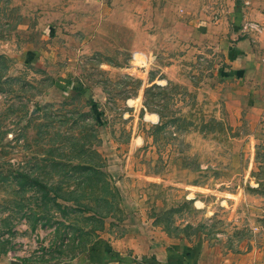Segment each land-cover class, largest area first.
<instances>
[{
	"label": "rangeland",
	"instance_id": "obj_1",
	"mask_svg": "<svg viewBox=\"0 0 264 264\" xmlns=\"http://www.w3.org/2000/svg\"><path fill=\"white\" fill-rule=\"evenodd\" d=\"M176 11L0 0V264H264V118Z\"/></svg>",
	"mask_w": 264,
	"mask_h": 264
},
{
	"label": "crops",
	"instance_id": "obj_2",
	"mask_svg": "<svg viewBox=\"0 0 264 264\" xmlns=\"http://www.w3.org/2000/svg\"><path fill=\"white\" fill-rule=\"evenodd\" d=\"M173 6L193 33L215 38L223 32L228 44L233 43L225 52L229 67L220 78L232 81L240 100L264 118V0H173ZM246 23L258 30L243 33Z\"/></svg>",
	"mask_w": 264,
	"mask_h": 264
},
{
	"label": "trees",
	"instance_id": "obj_3",
	"mask_svg": "<svg viewBox=\"0 0 264 264\" xmlns=\"http://www.w3.org/2000/svg\"><path fill=\"white\" fill-rule=\"evenodd\" d=\"M146 90V89H145ZM95 120L97 119L96 114L94 115ZM97 121V120H96ZM98 242V241H95ZM97 245V244H96ZM93 247L91 252H94L97 248ZM197 257V248H186L184 250H176L173 247H168L166 252V263L165 264H195Z\"/></svg>",
	"mask_w": 264,
	"mask_h": 264
},
{
	"label": "built area",
	"instance_id": "obj_4",
	"mask_svg": "<svg viewBox=\"0 0 264 264\" xmlns=\"http://www.w3.org/2000/svg\"><path fill=\"white\" fill-rule=\"evenodd\" d=\"M241 30L243 33H245L247 30H254V31H257L258 30V27L256 24H253V23H246L244 24L242 27H241Z\"/></svg>",
	"mask_w": 264,
	"mask_h": 264
},
{
	"label": "water",
	"instance_id": "obj_5",
	"mask_svg": "<svg viewBox=\"0 0 264 264\" xmlns=\"http://www.w3.org/2000/svg\"><path fill=\"white\" fill-rule=\"evenodd\" d=\"M10 264H21L18 260H11Z\"/></svg>",
	"mask_w": 264,
	"mask_h": 264
}]
</instances>
